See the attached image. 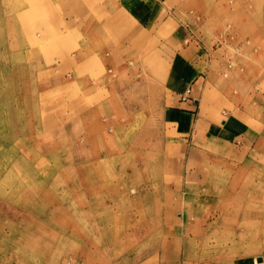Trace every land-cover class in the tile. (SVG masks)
Here are the masks:
<instances>
[{"label": "rangeland", "instance_id": "rangeland-1", "mask_svg": "<svg viewBox=\"0 0 264 264\" xmlns=\"http://www.w3.org/2000/svg\"><path fill=\"white\" fill-rule=\"evenodd\" d=\"M138 2L104 15L116 1L0 0V264H264V161L234 175L239 165L211 158L219 144L205 127L194 140L208 159L188 164L167 123L200 78L205 119L229 129L243 112L264 136V0ZM12 21L43 64L9 52ZM91 23L119 54L74 69L63 58L71 26ZM182 60L198 71L188 82ZM205 163L204 190L175 196Z\"/></svg>", "mask_w": 264, "mask_h": 264}, {"label": "crops", "instance_id": "crops-1", "mask_svg": "<svg viewBox=\"0 0 264 264\" xmlns=\"http://www.w3.org/2000/svg\"><path fill=\"white\" fill-rule=\"evenodd\" d=\"M114 1H116V3L118 4L116 7H108L105 9H100V12L104 13V15L105 14L110 15V10L111 12L113 11H118L121 13L124 12V9L122 8L123 0H114ZM138 3H139L138 0H132V5H134V7L130 8V12L131 11H133L134 13L140 12V8H136L138 7ZM18 11L24 12L25 9L22 8ZM5 25L6 26L4 30L6 33V37L10 36L12 38V43L7 42V48L11 49L9 52L17 54L20 51L22 58L25 59L29 58L28 60H24L25 62L22 59L21 61L24 63H28L30 61V63L33 65L43 64L44 63L43 59L37 53H33V55L29 57L28 51L31 45L29 38L31 34L30 31H28L29 29L27 31L25 29H20V26L13 21L11 23L6 22ZM103 25L104 24L91 23L86 25L71 26L70 29L71 37L73 35L74 43L73 41L70 40V43L68 44L69 50L66 51L63 58L66 57L68 59V63L71 66H73L74 69L77 68V65L85 64L88 63L89 61L91 62V60L95 61L97 57L103 61L104 59H107L109 55L108 53H112L115 56H118L119 54L118 51L111 52L112 50L109 49V48H118L117 46L118 42L109 39L110 31L108 29H105L107 27ZM36 31L38 33L39 31H44V29L39 30V27H37ZM32 32H34V30ZM87 35L90 36V39L87 38ZM80 36L84 37V40H80ZM77 46H80V48L73 51V48ZM59 47L66 48L67 46L61 45ZM102 54L104 55V57L102 56ZM188 63H184L182 60L180 63L181 73L179 74V72H177L179 76V77L177 76V78H180L181 80L182 77L185 82H188L193 77H196V74H198L197 68L192 66L190 67ZM37 69L38 68H34L33 71L31 69L30 80L35 81L37 85V92L35 93L39 94L38 86L40 89L43 90L46 87V85L44 84L45 82L39 84L38 73L37 74L34 73L35 71H37ZM198 79L200 80V78ZM199 80L195 82L193 85L189 86L187 89H185L182 93H180L179 99L176 100V103L179 106L178 108L180 109L172 110L171 113H167V117H168L167 123L175 121V123L178 124V127L183 132L182 133L183 146L186 147V151L187 150L189 151L188 153L187 152L185 153L184 150V153L188 155V157H184L185 158L184 162L188 160V164L189 162L197 164L196 162L198 161V159L201 157L202 154H204V158L208 159V157L206 156L207 153L204 148L205 141H201V139L200 141L198 139H195L197 140L195 142L194 140L195 137L199 136L200 128H205V127H207L208 130H212L213 133L215 134L212 135L211 133H207V138L210 141L208 143L219 144L218 149H216V151L213 152V157L211 158L213 160L214 159L227 160L230 163L232 161L236 165H239L235 167L236 169L231 170V173L234 172V175L235 174L239 175L242 171L246 169V166H244V168L241 167L242 163L244 162L245 163L248 162V164L252 165V162H261L262 160L264 161V136L259 134L255 135L253 133L254 126L249 124L248 127H246L247 123L244 120L243 112L232 114V117L230 118L231 121L229 122L230 125V127H228L229 129L226 128V126L228 125L227 122H225L224 125L222 124L223 127H221L219 126V124L213 122L212 120H207L204 118L207 115L203 113L201 109V103H199V100L194 96L193 93L194 87L197 86ZM189 88L192 89L190 98L186 101H182V96ZM169 114H171L170 115L171 117H169ZM214 131L218 133L216 134ZM190 132L193 133V140L191 142L187 137V135H189ZM226 133H229L230 136L226 137L225 135ZM176 159L178 160V162L175 163L176 165L175 167L178 168L179 170L181 167L180 164H182L181 162L182 157H176ZM172 163L174 164V161H172ZM203 166L204 167L202 168L197 167L196 170L194 169L190 171L188 170L189 173H188V177L185 178L186 179L185 182H181L177 187L175 186L176 187V190H174V192H176L175 196L180 194L191 196V195H195V193H199L204 190L203 186L205 185V180L207 176L205 173V169L208 166V163L203 164ZM180 171L182 172L181 174L184 173L183 168L180 169ZM193 205L194 204H192L191 200L188 199L186 200L184 206L191 207ZM182 238H185V236H182ZM180 264H182V262Z\"/></svg>", "mask_w": 264, "mask_h": 264}, {"label": "built area", "instance_id": "built-area-1", "mask_svg": "<svg viewBox=\"0 0 264 264\" xmlns=\"http://www.w3.org/2000/svg\"><path fill=\"white\" fill-rule=\"evenodd\" d=\"M191 93H192V89H188L186 92H185V94L182 96V101H186V100H188L189 98H190V96H191Z\"/></svg>", "mask_w": 264, "mask_h": 264}]
</instances>
